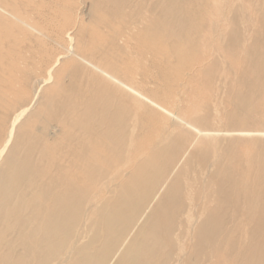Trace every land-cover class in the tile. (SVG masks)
<instances>
[{"label":"bare ground","instance_id":"obj_1","mask_svg":"<svg viewBox=\"0 0 264 264\" xmlns=\"http://www.w3.org/2000/svg\"><path fill=\"white\" fill-rule=\"evenodd\" d=\"M0 264H264V0H0Z\"/></svg>","mask_w":264,"mask_h":264}]
</instances>
